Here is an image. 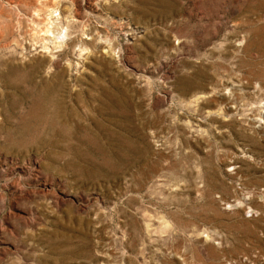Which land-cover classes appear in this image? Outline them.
<instances>
[{
  "label": "rangeland",
  "instance_id": "374dc122",
  "mask_svg": "<svg viewBox=\"0 0 264 264\" xmlns=\"http://www.w3.org/2000/svg\"><path fill=\"white\" fill-rule=\"evenodd\" d=\"M0 264H264V0H0Z\"/></svg>",
  "mask_w": 264,
  "mask_h": 264
},
{
  "label": "bare ground",
  "instance_id": "6f19581e",
  "mask_svg": "<svg viewBox=\"0 0 264 264\" xmlns=\"http://www.w3.org/2000/svg\"><path fill=\"white\" fill-rule=\"evenodd\" d=\"M227 90H229V89H227ZM223 92V91H222ZM227 93V92H226ZM225 94V93H224ZM229 94V93H228Z\"/></svg>",
  "mask_w": 264,
  "mask_h": 264
}]
</instances>
